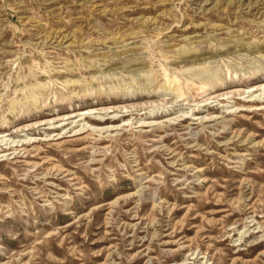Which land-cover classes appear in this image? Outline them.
<instances>
[{"label":"rangeland","instance_id":"1","mask_svg":"<svg viewBox=\"0 0 264 264\" xmlns=\"http://www.w3.org/2000/svg\"><path fill=\"white\" fill-rule=\"evenodd\" d=\"M0 133V264H264V0H0Z\"/></svg>","mask_w":264,"mask_h":264},{"label":"bare ground","instance_id":"2","mask_svg":"<svg viewBox=\"0 0 264 264\" xmlns=\"http://www.w3.org/2000/svg\"><path fill=\"white\" fill-rule=\"evenodd\" d=\"M5 135H6L5 133H0V138L3 137V136H5Z\"/></svg>","mask_w":264,"mask_h":264}]
</instances>
